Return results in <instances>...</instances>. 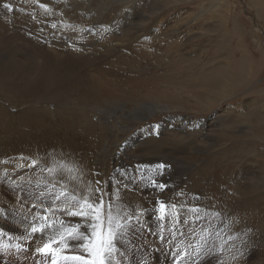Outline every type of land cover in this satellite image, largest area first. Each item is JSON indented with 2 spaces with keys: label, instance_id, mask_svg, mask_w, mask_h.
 <instances>
[{
  "label": "rangeland",
  "instance_id": "1",
  "mask_svg": "<svg viewBox=\"0 0 264 264\" xmlns=\"http://www.w3.org/2000/svg\"><path fill=\"white\" fill-rule=\"evenodd\" d=\"M260 1L140 0L132 7V0H0V264H52L53 258L77 264L37 249L73 227L69 213L89 198L96 202L102 184L107 190L112 178L131 184L115 157L128 149L152 158L133 176L131 188L162 196L154 199L151 214L140 213L132 225L138 229L131 232L135 245L122 247L124 264H264ZM104 5L107 10L92 20ZM125 5L133 10L128 17L124 11L127 20L108 24L122 18L115 16ZM152 11L156 15L145 22ZM75 26L83 28L77 33ZM151 102L167 109L135 122L116 114ZM239 131L245 134L234 140ZM225 133L230 138L224 140ZM192 183V202L185 203L194 223L207 224L204 233L166 224L176 209L174 215L180 213L168 194H188ZM53 222L43 233L31 230ZM244 225L253 231L247 244ZM65 242L52 246L64 248ZM74 249L60 255H75Z\"/></svg>",
  "mask_w": 264,
  "mask_h": 264
},
{
  "label": "bare ground",
  "instance_id": "2",
  "mask_svg": "<svg viewBox=\"0 0 264 264\" xmlns=\"http://www.w3.org/2000/svg\"><path fill=\"white\" fill-rule=\"evenodd\" d=\"M140 0H135V1H133L132 0V7H134L136 4H138V2H139ZM264 1V0H263ZM143 2V1H142ZM155 2V1H154ZM259 2H261L260 0H259ZM258 3V2H257ZM157 4V3H156ZM260 3H258V5H259ZM264 4V3H263ZM257 5V6H258ZM149 6V5H148ZM148 6H145V7H148ZM132 7L130 8L129 7V5H125L124 6V8H123V10H121V12L117 15V16H115V19L116 18H118V17H122V15H123V13H124V11H128L127 13H126V16L128 17L129 16V14L131 13V11H133L132 10ZM105 10H107V7H106V5H104L103 7H99V8H97V12H94V15L92 16V17H90L92 20L94 19V20H97L98 21V19H99V17L101 16V14L105 11ZM153 10H155V8L153 9ZM259 10V9H258ZM258 12H260V11H258ZM261 13V12H260ZM154 15H156L155 13H154V11H152V13L147 17V19H146V21L145 22H149V20H152V18H153V16ZM99 16V17H98ZM131 16H132V14H131ZM262 16V15H261ZM127 17L126 18H121V19H119V20H117V21H112V22H110V23H108V24H111L112 26H114V25H116L115 23H118V24H120V25H122V23L123 22H125L126 20H127ZM263 17H264V15H263ZM90 22H92V21H90ZM83 23V22H82ZM92 24H90V23H87V25L86 26H84V27H88V28H90V26H91ZM98 24H96V26H97ZM143 25H145V23L143 24ZM95 26V28H94V30H97L98 29V27H96ZM109 26V25H108ZM108 26L106 27V29H109L108 28ZM75 27H77V26H75ZM78 29L77 30H75L74 29V31L75 32H80L81 31V29L83 28V26H80V28L79 27H77ZM111 28V27H110ZM92 29V28H91ZM87 30V29H86ZM98 31H99V29H98ZM97 31V32H98ZM87 32H88V30H87ZM153 34V33H152ZM157 37V35H154V39ZM152 38H153V36H152ZM173 41H176V40H173ZM151 42V41H150ZM152 43V42H151ZM104 86V85H103ZM100 90V89H99ZM224 93V92H223ZM167 109V107H165V106H163V105H160V104H158V103H154V102H151V103H148V104H146V105H143V106H141V107H136V109L134 110V112H130V111H119L118 113H116L117 115H119L120 117H121V121L123 120V118H129V119H131L132 121H144V120H146V119H149L150 117H151V115H153L154 113H156L158 110H160V109ZM172 115V114H171ZM216 115V114H215ZM175 116V115H174ZM217 117H214V116H212L211 117V119H216ZM210 119V118H209ZM120 120V119H119ZM118 119L116 120V122L118 123V121H119ZM193 120V119H192ZM121 121H120V123H121ZM208 121V119H203L202 121H201V123L203 124V123H206ZM177 123V122H176ZM200 124V123H199ZM112 126V125H111ZM211 126V125H210ZM124 129V128H123ZM172 130V129H171ZM207 130V129H206ZM177 131V130H176ZM244 131V130H243ZM243 131H239L240 133H236L235 134V137H233V139L234 140H237L238 138H241V134H245ZM127 132V131H126ZM154 132V131H153ZM173 132V131H172ZM180 132V131H179ZM242 132V133H241ZM174 133H176V132H174ZM178 133V132H177ZM181 133H182V131H181ZM250 133V132H249ZM183 134V133H182ZM210 134V133H209ZM230 133H225L224 135H225V137H224V140H226V138H230L228 135H229ZM239 134V135H238ZM180 136V135H179ZM220 136V135H219ZM222 136V135H221ZM116 138V137H115ZM179 138V137H178ZM181 138V137H180ZM211 138H213V137H211ZM183 139V138H182ZM184 139H186V137L184 138ZM204 139V138H203ZM116 140V139H115ZM180 140V139H179ZM187 140V139H186ZM190 140V139H189ZM222 140V139H221ZM168 141V140H167ZM206 141H208V140H206ZM219 141V140H218ZM115 142V141H114ZM209 142V141H208ZM208 142H206V147H207V143ZM173 144H174V142H172ZM176 143V142H175ZM181 143V142H180ZM192 143V142H191ZM190 143V144H191ZM215 143V142H214ZM213 143V144H214ZM218 143V142H217ZM135 144V143H134ZM133 144V145H134ZM138 144V143H137ZM162 144H163V142H162ZM171 144V143H170ZM188 144V143H187ZM197 144V143H196ZM203 144H204V142H203ZM216 144V143H215ZM219 144V143H218ZM221 144V143H220ZM219 144V145H220ZM168 145V144H167ZM202 145V144H201ZM120 146V145H119ZM135 146V145H134ZM169 146V145H168ZM171 146H172V144H171ZM170 146V147H171ZM178 146V145H177ZM186 146V145H185ZM193 146V145H192ZM191 146V147H192ZM163 147H165L164 145H163ZM183 147V146H182ZM190 147V148H191ZM196 147H198V146H196ZM195 147V148H196ZM214 147V146H213ZM120 148V147H119ZM119 148H118V150H119ZM124 148V147H123ZM161 148V147H160ZM194 148V147H193ZM204 147L202 146V149H203ZM128 148H126V150H127ZM175 149V148H174ZM178 149V148H177ZM187 149V148H186ZM206 149V148H205ZM212 149V148H211ZM122 150H124V149H122ZM138 150V149H137ZM140 150V149H139ZM139 150H138V152H139ZM181 150V149H180ZM191 150H193V149H191ZM200 150V149H199ZM179 151V150H178ZM195 151V150H194ZM198 151V150H197ZM112 152V151H111ZM122 152V151H121ZM124 152H126L125 150H124ZM128 152H129V149H128ZM123 153V155H122V153L121 154H118V155H116L115 157L117 158V160H118V162H120L121 163V166L123 167V169H125L126 170V174L128 175V180H130V182H131V184H134V179H133V176L135 175V176H137L138 174H139V172H141L142 170L141 169H139V168H141L144 164H146V163H148L152 158H145V157H135V155H136V153H135V155H132V153L130 154V153ZM148 152V151H147ZM115 154V153H114ZM114 154H113V156H114ZM181 154V153H180ZM191 154V153H190ZM194 154V153H193ZM146 156V155H145ZM148 156V155H147ZM193 156V155H192ZM195 157V156H194ZM198 157H199V154H198ZM113 158V157H112ZM175 158H176V156H175ZM180 158V157H179ZM187 158L190 160V158L191 157H189V155L187 156ZM196 158V157H195ZM178 159V158H177ZM197 159V158H196ZM181 160V159H180ZM194 160V159H193ZM198 161H199V159H198ZM173 162V161H172ZM190 162H191V160H190ZM174 164H175V162H174ZM195 164V163H194ZM116 165V164H115ZM177 165V164H176ZM194 166H196V165H193V167ZM178 167V166H177ZM252 167V166H251ZM116 168V167H115ZM144 168V167H143ZM180 168V167H179ZM179 168H178V171H179ZM185 168V167H184ZM247 168H245V169H241V171H240V174L239 175H241V173H245V170H246ZM177 170V169H176ZM247 171V170H246ZM145 172H146V170H145ZM145 172L143 173V174H145ZM185 172H186V170H185ZM253 172V171H252ZM8 173V172H7ZM81 174V176H82V173H80ZM187 174V173H186ZM118 175V174H117ZM238 174L236 175L237 177H238V180L241 182V184H243V185H247V183L245 182V181H243V180H241L242 178H243V176H239ZM177 176V175H176ZM257 176V175H256ZM259 176V175H258ZM125 177V176H124ZM123 177V178H124ZM245 178V177H244ZM172 180V179H171ZM180 180H182V179H180ZM184 180V179H183ZM78 181V180H77ZM86 181V180H85ZM88 181V180H87ZM238 181V183H237V185H238V187L240 186V182ZM124 181H121V180H117V179H115V178H112L111 179V182H110V187H109V190H107L106 189V186L105 185H103L102 183V187H100V190L98 191L99 193H98V195H97V197H102V200H103V202H104V204H105V223H104V227H105V229H107V226H108V223H107V213L110 211L111 212V215H112V217H113V223H115L116 221H119L121 224H126L127 226L124 228V230H123V232H121L118 236H117V238H116V240L114 241V243L116 244L117 243V245H115V247H116V249H117V251L115 252V253H113V259H112V262H111V264H124L123 263V260H124V255H123V253H122V249H124L125 247H126V249L128 248V250L129 249H132V246H134L135 244H133L132 243V240H131V238L133 237V234L131 233V232H133V229H134V226L132 227V225H135L136 224V222L138 221V219L140 218V213H149V214H151L149 211L153 208V207H156V205H157V203L155 202V198H157L158 196H162V195H159L157 192H155L154 194H149V195H146L145 193H141L140 191H137V190H133V188H131L132 186H131V184H129L128 182L127 183H123ZM138 182V181H137ZM183 182V181H182ZM197 182V181H196ZM2 183V182H1ZM86 182H84V184H85ZM140 183H141V181H140ZM145 183H147V182H145ZM144 183V184H145ZM172 183V182H171ZM194 183H195V181H194ZM194 183H192V184H189L188 185V187L186 188V189H190V193H188V194H186V191L183 189H181V190H179L178 188V190L179 191H177V192H175V193H172L171 192V194H168L169 195V199L171 200L172 199V202H174L173 204H174V206L176 207V206H178V207H176V208H178L179 209V215H174L175 213H176V211H177V209H176V211H175V213L173 212L174 210H171L172 211V213H174L173 215L171 214V213H169V214H171V217H168L167 219H166V224L169 226V227H171L172 225H176L177 224V226H178V223H180V225L182 224V225H186L187 227H192L195 231H197V229H200V232H202V233H204V232H206L205 231V229H204V227H205V225H207L205 222H203V223H201L200 222V225H198V224H196V223H194V220H193V218L192 217H194L193 215L191 216L190 214V205H187L186 203H185V201L187 200L189 203H191L192 202V200H191V193H192V191L194 190V187H195V185H194ZM170 184V183H169ZM196 184V183H195ZM154 185V184H153ZM187 185V184H186ZM197 185V184H196ZM236 184H234V186H235ZM90 188H92L91 186H89ZM95 187H97L96 185H95ZM141 187V186H140ZM235 187H237V186H235ZM139 188V187H138ZM137 188V189H138ZM240 188V187H239ZM241 188H242V186H241ZM196 189V188H195ZM141 190V189H140ZM237 190H238V188H237ZM165 194V193H164ZM200 194V193H199ZM88 196V195H87ZM197 197H198V193H197V195H196ZM200 196V195H199ZM196 198V197H195ZM90 199V198H89ZM87 200V201H89V203H90V200ZM203 199V198H202ZM86 200V199H85ZM69 201V200H68ZM84 202V201H83ZM93 202V201H92ZM95 202V201H94ZM163 202V201H162ZM60 203H62V202H60ZM66 203V202H65ZM159 203V202H158ZM165 203H166V201H165ZM183 203H185V206H183ZM74 204V203H73ZM76 205H77V203H75ZM83 204V203H82ZM169 204V203H168ZM75 205V206H76ZM71 206H72V204H71ZM173 206V207H174ZM196 206V205H195ZM73 208H75L74 207V205L72 206ZM158 207H161V206H159L158 205ZM172 207V208H173ZM191 207H193V206H191ZM54 208V207H53ZM77 208V207H76ZM157 208V207H156ZM171 208V209H172ZM72 209V208H71ZM192 209V208H191ZM75 210V209H74ZM160 210V209H159ZM198 210V209H197ZM72 211V210H71ZM76 211H77V209H76ZM160 212H162V211H160ZM165 212V211H164ZM163 212V213H164ZM170 212V211H169ZM34 213V212H33ZM186 213H187V216H186ZM195 213V212H194ZM193 213V214H194ZM161 214V213H160ZM177 214V213H176ZM32 215V214H31ZM65 215V214H64ZM164 215V214H163ZM168 215V214H167ZM166 215V216H167ZM50 216V215H49ZM201 216H203V215H201ZM221 216V215H220ZM224 216L225 215H223V216H221V218L223 217V219H224ZM52 217V216H51ZM154 217V216H153ZM152 217V218H153ZM161 217V216H160ZM160 217H159V220H160ZM190 217V219L188 220V221H186L187 220V218H189ZM226 217V216H225ZM141 218H143V216L141 217ZM218 218V217H217ZM220 218V217H219ZM218 218V219H219ZM40 219V218H39ZM147 219V218H146ZM154 219H155V217H154ZM156 219H157V217H156ZM155 219V220H156ZM81 220V219H80ZM140 220H142V219H140ZM147 220H149V218L147 219ZM158 220V221H159ZM163 220H164V222H165V219L163 218ZM222 220V219H221ZM69 221L71 222V224H73L74 226H81V227H83V229H84V227H85V225H87L88 224V221H82V223H79V221H77V218L76 217H74V216H71L70 215V218H69ZM146 221V220H145ZM151 221V220H150ZM195 221H196V219H195ZM220 221V220H219ZM219 221H217V222H219ZM59 222V221H58ZM141 222V221H140ZM143 222H144V220H143ZM157 222V221H156ZM68 223V222H67ZM149 223H151V222H149ZM158 223V222H157ZM222 223H223V220H222ZM224 223H226L225 221H224ZM231 223V222H230ZM151 224H153V223H151ZM221 224V223H220ZM67 225V224H66ZM145 225H146V223H145ZM154 226H157L155 223L153 224ZM161 225H163V224H161ZM216 225V224H215ZM218 225V224H217ZM216 225V226H217ZM235 225V224H234ZM238 225V224H237ZM236 225V226H237ZM64 226H65V224H64ZM154 226H152L151 228H153ZM159 226V225H158ZM165 226V225H164ZM193 226H195V227H193ZM210 226H211V224H210ZM209 226V227H210ZM219 226V225H218ZM223 226V225H222ZM80 227V228H81ZM160 227V226H159ZM166 227V226H165ZM208 227V228H209ZM211 227H214V225L212 224V226ZM238 228H239V226H237ZM32 228V227H31ZM175 228V227H174ZM177 228H179V227H177ZM216 228V227H215ZM226 228H228L227 227V225H226ZM230 228V227H229ZM233 228V227H232ZM244 228H245V233H246V237L245 238H243L242 239V237H241V239H242V243H245V244H247V242L251 239V236H253L252 234H251V231H252V229H250L249 227H248V225H244ZM137 229V228H136ZM136 229H134V230H136ZM158 229V228H157ZM156 229V231H158ZM161 228H159V230H160ZM173 229V228H172ZM181 229V228H180ZM203 229V230H202ZM210 229V228H209ZM213 229V228H212ZM211 229V230H212ZM220 229V228H219ZM223 229L224 228H222V230L221 231H223ZM138 230V229H137ZM167 230V229H166ZM170 230V229H169ZM227 230H229V229H227ZM226 230V231H227ZM81 231H83V230H81ZM126 231H128L129 233H128V236L127 235H125V233H126ZM146 231V230H145ZM168 231V230H167ZM171 231V230H170ZM175 231V230H174ZM177 231V230H176ZM190 231H191V229H190ZM208 231V230H207ZM215 231V230H214ZM59 232H61V231H59ZM172 232V231H171ZM179 232V231H178ZM178 232H177V234H178ZM219 232H220V230H219ZM253 232V231H252ZM43 233V232H42ZM41 233V234H42ZM146 233V232H145ZM144 233V234H145ZM202 233H200V235H203ZM221 233V232H220ZM149 234V233H148ZM173 234H174V232H173ZM172 234V235H173ZM213 234H215L214 232H213ZM224 234V233H223ZM170 235H171V233H170ZM199 235V236H200ZM212 235V234H211ZM35 236V235H34ZM42 236V235H41ZM57 236V235H56ZM198 236V238H196V239H199L200 237H202V236H200L199 237ZM214 237H215V235H213ZM216 236H218V235H216ZM261 236V235H260ZM39 237V236H38ZM186 237V236H185ZM210 237V236H209ZM219 237V236H218ZM237 237H238V235H237ZM139 238V237H138ZM190 238V237H189ZM229 238V237H228ZM140 239V238H139ZM149 239H150V237H149ZM210 239V238H209ZM209 239H208V241H209ZM240 239V238H239ZM239 239H238V241H239ZM259 239V238H258ZM168 240V239H167ZM178 240V239H177ZM190 240V239H189ZM188 240V241H189ZM203 240V239H202ZM187 241V242H188ZM196 241V243H199L197 240H195ZM226 241V240H225ZM231 241V240H230ZM259 241V240H258ZM205 242V241H204ZM210 242V241H209ZM224 242V241H223ZM236 242V241H235ZM194 243V242H193ZM187 244V243H186ZM209 244V243H208ZM226 244H227V242H226ZM225 244V245H226ZM244 244V245H245ZM54 245V244H53ZM176 244H174V246H175ZM196 245V244H195ZM167 246V245H166ZM227 246V245H226ZM250 246V245H249ZM58 247V246H57ZM122 247H124V248H122ZM177 247V246H176ZM231 246H229L228 248H230ZM252 247V246H251ZM137 248V247H136ZM207 248V247H206ZM237 248V247H236ZM235 248V249H236ZM249 248V247H248ZM143 249H144V247H143ZM176 249V248H175ZM188 249V248H187ZM199 249V248H198ZM208 249V248H207ZM232 249H233V247H232ZM239 249V248H238ZM243 249V248H242ZM242 249H241V252H242ZM75 251H76V254H82L83 253V249H80V248H76L75 247V249H74ZM138 251H136L137 253L139 252V250H140V248L139 249H137ZM201 250H202V248H201ZM225 250V249H224ZM231 250V249H230ZM244 250H247L246 248H244ZM119 251V252H118ZM176 251V250H175ZM198 251V250H197ZM233 251H234V249H233ZM252 251V250H251ZM136 252H135V254H136ZM146 252V251H145ZM166 252V251H165ZM247 252H249V251H247ZM253 252V251H252ZM131 253H132V251H131ZM134 253V252H133ZM144 253V252H143ZM163 253V252H162ZM177 253V252H176ZM139 254V253H138ZM147 254V253H146ZM170 254V253H169ZM196 254H198V253H196ZM223 254V253H222ZM251 254V253H250ZM162 255V254H161ZM165 255H166V253H165ZM193 255V254H192ZM244 255V254H243ZM247 255V254H246ZM245 255V256H246ZM164 256V255H163ZM170 256V255H169ZM194 256V255H193ZM251 256H252V254H251ZM261 256V255H260ZM134 257H136V256H134ZM138 257V256H137ZM136 257V258H137ZM230 257V256H229ZM262 257V256H261ZM150 258V257H149ZM231 258V257H230ZM249 258V257H248ZM248 258H247V260H248ZM55 258H53V260H54ZM155 259V258H154ZM189 259H191V258H189ZM188 259V260H189ZM234 258H232L231 259V261L233 260ZM236 259V258H235ZM234 259V260H235ZM263 259V258H262ZM52 260V261H53ZM160 260V259H159ZM187 260V259H186ZM226 260V259H225ZM237 260H241V259H237ZM39 261H42V258L41 257H39ZM190 261V260H189ZM192 261H195V259H192ZM229 261V260H228ZM231 261H229V262H231ZM236 261V260H235ZM234 261V262H235ZM244 261V260H243ZM242 261V262H243ZM246 261V260H245ZM261 261V260H260ZM43 262V261H42ZM128 262V261H127ZM164 262V261H163ZM233 262V261H232ZM231 262V264H233ZM239 264H240V262L239 261H237ZM49 263H50V261H49ZM228 263V262H227ZM244 263V262H243ZM148 264V263H147ZM215 264V263H214ZM237 264V263H236ZM256 264V263H255Z\"/></svg>",
  "mask_w": 264,
  "mask_h": 264
},
{
  "label": "snow or ice",
  "instance_id": "3",
  "mask_svg": "<svg viewBox=\"0 0 264 264\" xmlns=\"http://www.w3.org/2000/svg\"><path fill=\"white\" fill-rule=\"evenodd\" d=\"M6 7L9 6L6 5ZM160 167L162 168L163 165ZM159 187L163 188L164 185H159ZM165 207L164 204H161L162 213ZM69 215L88 221L83 231L80 230L78 225L66 228L64 232L58 234V239L50 240L43 248H38L37 251L46 255L60 256L65 261L71 260L77 262V264H111L113 253L117 251L114 241L127 225L121 224L119 221L113 223V217L109 211L107 213L108 226L105 229V204L102 197L94 203L84 201L79 210L70 212ZM43 219L47 221L48 217L44 216ZM53 225L54 222L53 224H41L39 227L33 225L31 230L33 233L43 232L46 227H53ZM60 227H64L63 221L60 222ZM72 241H75V243H70ZM61 242H65L64 248L52 246L54 243L59 245ZM69 247L80 248L84 251L82 254L60 255ZM52 264H57L56 260H53Z\"/></svg>",
  "mask_w": 264,
  "mask_h": 264
}]
</instances>
